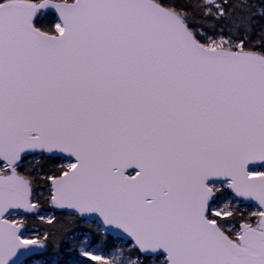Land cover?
<instances>
[{
	"label": "snow or ice",
	"instance_id": "obj_1",
	"mask_svg": "<svg viewBox=\"0 0 264 264\" xmlns=\"http://www.w3.org/2000/svg\"><path fill=\"white\" fill-rule=\"evenodd\" d=\"M0 264H264V0H2Z\"/></svg>",
	"mask_w": 264,
	"mask_h": 264
},
{
	"label": "trees",
	"instance_id": "obj_2",
	"mask_svg": "<svg viewBox=\"0 0 264 264\" xmlns=\"http://www.w3.org/2000/svg\"><path fill=\"white\" fill-rule=\"evenodd\" d=\"M0 2H2V0H0ZM56 19V14L55 12L51 11V10H48L46 14H44L42 16V20L45 22V23H51L52 21H54ZM37 23H41V18H37ZM36 229L37 230H40L42 231L43 229L40 227L39 223L37 222L36 225H35Z\"/></svg>",
	"mask_w": 264,
	"mask_h": 264
},
{
	"label": "water",
	"instance_id": "obj_3",
	"mask_svg": "<svg viewBox=\"0 0 264 264\" xmlns=\"http://www.w3.org/2000/svg\"><path fill=\"white\" fill-rule=\"evenodd\" d=\"M49 10H51V11H53V12H54V10H52V9H49Z\"/></svg>",
	"mask_w": 264,
	"mask_h": 264
}]
</instances>
